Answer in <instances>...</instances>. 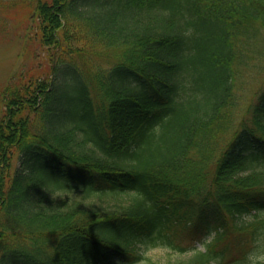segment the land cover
<instances>
[{
    "label": "trees",
    "instance_id": "trees-1",
    "mask_svg": "<svg viewBox=\"0 0 264 264\" xmlns=\"http://www.w3.org/2000/svg\"><path fill=\"white\" fill-rule=\"evenodd\" d=\"M27 1L46 54L0 89V264L264 255V0Z\"/></svg>",
    "mask_w": 264,
    "mask_h": 264
},
{
    "label": "rangeland",
    "instance_id": "rangeland-1",
    "mask_svg": "<svg viewBox=\"0 0 264 264\" xmlns=\"http://www.w3.org/2000/svg\"><path fill=\"white\" fill-rule=\"evenodd\" d=\"M32 9L27 0H0V89L17 69L29 68L30 65L32 67L37 62L40 69L43 68L40 63L45 60L46 53L44 48L36 47L35 44L37 38L34 36L35 18ZM29 38L31 41H28ZM103 61L104 59L94 58L92 65L104 66ZM257 83L256 78L252 77L247 81V86L255 89ZM238 119L236 116L235 120ZM194 231L195 229L190 228L185 232L186 241L191 239ZM209 239L210 237L207 238ZM146 256L162 264L180 257L163 248L149 250Z\"/></svg>",
    "mask_w": 264,
    "mask_h": 264
},
{
    "label": "clouds",
    "instance_id": "clouds-1",
    "mask_svg": "<svg viewBox=\"0 0 264 264\" xmlns=\"http://www.w3.org/2000/svg\"><path fill=\"white\" fill-rule=\"evenodd\" d=\"M249 261L251 262V264H264V255H255V254H251L248 257Z\"/></svg>",
    "mask_w": 264,
    "mask_h": 264
}]
</instances>
